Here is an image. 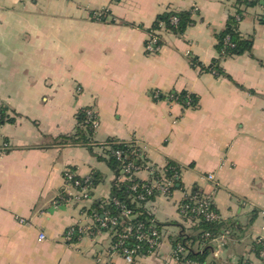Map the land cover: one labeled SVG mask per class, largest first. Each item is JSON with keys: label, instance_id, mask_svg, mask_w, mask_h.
I'll list each match as a JSON object with an SVG mask.
<instances>
[{"label": "crops", "instance_id": "0c3cea01", "mask_svg": "<svg viewBox=\"0 0 264 264\" xmlns=\"http://www.w3.org/2000/svg\"><path fill=\"white\" fill-rule=\"evenodd\" d=\"M171 11L191 12L193 24L147 52L150 30ZM237 13L251 51L222 58L218 74L193 67L219 59L217 37ZM263 14L264 0H0V106L14 119L0 126V264H125L108 255L107 232L64 240L90 224L79 207L58 203L64 171L96 175L94 201L110 198L119 177L98 148L63 142L90 108L95 141L137 143L162 173L171 163L181 172L171 196L146 204L163 237L137 264H175L174 237L192 226L178 205L195 188L233 228L224 247L208 245L205 264H262L253 246L264 237ZM181 93L196 106L175 99Z\"/></svg>", "mask_w": 264, "mask_h": 264}, {"label": "trees", "instance_id": "16d2710c", "mask_svg": "<svg viewBox=\"0 0 264 264\" xmlns=\"http://www.w3.org/2000/svg\"><path fill=\"white\" fill-rule=\"evenodd\" d=\"M238 4L243 5L245 7H251L255 5L261 4L262 0H237ZM176 17L178 19L177 24L172 23V19ZM192 19V13L189 11L185 12H167L161 16L158 17L156 20L154 28H158L160 23H164L165 27L167 29V32H171L173 34L181 35L185 32L187 27L193 24ZM262 23L264 24V20L262 18ZM239 21L235 17H231L226 28L223 32H221L217 39V50L219 53V59H215L211 66L204 67L201 63L198 62L196 59L191 60V64L195 68H200L201 70H208L212 71L218 74L221 73L222 69L219 66V63L222 58L237 56L245 54L246 52H250L252 49V40L248 38H244L241 33L239 32L238 27ZM175 99H177L179 102H182L183 104H187V102L190 101L189 106H196L197 99L192 96L188 95L187 93H181L180 95H174ZM188 106V107H189ZM191 107V108H192ZM87 109H83L79 111L77 115L78 119V125L77 130L75 134L71 136L63 137L64 143H70L73 145H89V143L93 140V133L90 131V129L86 128L85 125V112ZM14 122V119L10 117L9 109L7 106L2 105L0 106V126L4 125L5 123H12ZM108 146H110V149L112 151H123L127 153L128 155L132 153L134 149H138L132 144L122 142L117 139H108L105 141ZM91 147V146H90ZM93 148V147H91ZM104 157L110 167L113 169V171L120 176V163L116 159V157L112 154L110 150H106L103 153ZM134 158V157H133ZM132 159V158H130ZM138 163H141V160H138ZM174 164L171 163L170 168L164 172L168 178H172L174 176V173L179 174L178 180L175 181V185L171 188L170 196L173 194L175 190L178 188L176 187V184H181V172L179 171L178 167L174 169ZM160 177V175H158ZM157 177V178H158ZM93 183L96 185L97 183V177L96 175H92ZM138 184V180H134L133 182L129 181H116L112 192L110 201L106 202L104 200L102 201H96L94 205L91 206V209L89 210L90 214H98L99 218L102 217L104 213H108L111 217H119L121 212L124 209L130 210L134 217L132 218L130 224L132 225H143V231L149 232L151 230V227L154 225L155 228L162 233L163 225L158 224L156 221L153 222V216L149 213V211L146 208V204L150 203L152 200H154L156 197L159 196L158 193H155L153 195L147 196L146 200H138L137 196L139 194L144 193V189L141 188V184L139 182L138 189L136 191L132 190V185ZM199 189H193L192 191H196ZM191 191V192H192ZM115 202H118L115 203ZM189 204L188 206L190 209L187 212V217H184L181 215V207ZM196 205L192 201L188 200H182L180 204L178 205V211L182 218H184L186 221L191 223L190 228H185L184 226H179V233L174 237L173 241V247L176 249L177 245H181L183 247L184 252L181 253L180 257H183V259L186 260H194L198 261L200 264H205L207 255H208V245H210L213 241L212 239L214 237H219L221 235H224L226 232L229 233L230 238L233 233V228L227 224H224L221 222V220L213 221L206 219L203 215H197L194 208ZM209 210L214 211L218 214L214 203L211 204L209 207ZM171 224L176 225V222H173ZM121 226L114 228L116 231L121 230ZM105 231V230H104ZM163 234V233H162ZM207 234H210V236H207ZM77 236V235H76ZM76 236L74 237V241L76 242ZM229 238V239H230ZM114 240L116 241L117 238L115 237ZM198 244V246H203L201 249H205V252L200 253L198 251L194 250V245ZM125 246L130 248H137L136 255L138 257L148 255L150 247L144 243V242H138L135 237H130L126 242ZM264 248L263 243L255 242L253 246V251L259 256L260 251ZM244 264V263H240Z\"/></svg>", "mask_w": 264, "mask_h": 264}, {"label": "built area", "instance_id": "2783aa9c", "mask_svg": "<svg viewBox=\"0 0 264 264\" xmlns=\"http://www.w3.org/2000/svg\"><path fill=\"white\" fill-rule=\"evenodd\" d=\"M106 16V13L97 14L98 18H102ZM264 20V14L262 16ZM236 19L240 22L242 20L241 14L237 13ZM178 19L174 17L172 19V23L177 24ZM167 29L164 23H160L158 28L151 29L148 36V41L146 44L147 52L151 54L158 53L162 48V40L161 36L163 33H166ZM158 97V95H157ZM190 101L187 102L189 106ZM99 116L95 109H87L85 112V125L86 128L92 131L93 135L99 128ZM132 146L138 148L134 149L132 153L129 155L123 151H112L110 146L106 144V142H97L94 139L89 143V146L96 147L102 152L106 150H110L112 154L116 157V159L120 163V176L118 177V181L124 182L129 181L133 182L134 180H138V184L132 185V190L136 191L139 186V182L141 184V188L144 189V193L139 194L137 199L142 201H147V196L158 193L159 196H170L171 188L175 185V181L178 180L179 174L174 173L172 178H168L165 173H162L161 169L156 168L150 162H148L144 157L140 150V147L137 143L131 142ZM134 157V158H133ZM132 158V159H130ZM141 160V163H138V160ZM147 174V178L143 179L141 176ZM160 175V177H158ZM65 187L63 192L59 196L58 203L62 202L65 204H70L72 206L79 207L81 211H83V215L90 219V224L81 225V226H73L70 228L64 235V240L73 245L75 241L73 240L76 236V241L81 240L85 236H89L92 239H97L103 232L109 233V246H108V255L111 257L121 256L124 260L125 264H137L139 257L136 255L137 248H130L125 246V242L130 237H135L138 242H144L149 247V253H156L161 247V241L163 234L159 232L155 226L151 227L149 232L143 231V225H132L130 224L132 218L134 217L133 213L124 209L119 217H111L108 213H104L102 217L99 218L98 214H90L89 210L91 206L94 205L96 201L93 198V191L95 185L93 183L92 175H89L84 178H80L77 173L67 168L63 174ZM158 177V178H157ZM208 179L210 181L215 180V176L213 174L208 175ZM190 200L196 205L194 208L197 215H203L208 220L217 221L220 219L219 214L214 211L209 210L211 204H213V200L206 193L201 192L200 190L186 192L184 194V200ZM106 202L110 201V198L104 200ZM57 202H55L56 204ZM59 203V204H60ZM118 204V202H115ZM119 205V204H118ZM189 204L181 207V215L187 217V212L190 209ZM153 222H155L153 220ZM121 226L120 231H116L114 228ZM105 230V231H104ZM210 236V234H207ZM117 238L115 241L114 238ZM46 235L44 233H40L39 239L45 240ZM230 238L228 232L219 237H214L212 241L221 243V247H224L226 241ZM258 243L264 244V237H259L257 239ZM184 252L183 247L181 245H177L176 249H174L172 254V260L175 264H200L198 261L194 260H186L183 257H180L181 253ZM259 257L264 264V248L260 251ZM97 262H101V259L98 258Z\"/></svg>", "mask_w": 264, "mask_h": 264}, {"label": "rangeland", "instance_id": "374dc122", "mask_svg": "<svg viewBox=\"0 0 264 264\" xmlns=\"http://www.w3.org/2000/svg\"><path fill=\"white\" fill-rule=\"evenodd\" d=\"M200 191L203 192L202 190H200ZM219 216H220V215H219ZM221 245H222L221 243H217V246H218V247H221Z\"/></svg>", "mask_w": 264, "mask_h": 264}]
</instances>
